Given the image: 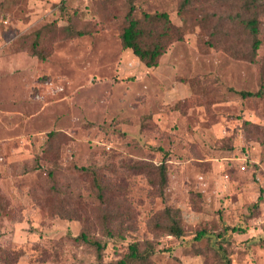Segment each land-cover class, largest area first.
<instances>
[{"label": "rangeland", "instance_id": "374dc122", "mask_svg": "<svg viewBox=\"0 0 264 264\" xmlns=\"http://www.w3.org/2000/svg\"><path fill=\"white\" fill-rule=\"evenodd\" d=\"M259 1L250 13L243 0H194L181 16L180 0H0V255L116 264L149 242L151 264H264ZM130 3L178 30L154 68L121 45ZM238 13L257 19L251 55V41L225 28ZM160 164L163 197L150 168ZM167 208L181 238L163 228ZM81 232L105 245L100 263L74 240Z\"/></svg>", "mask_w": 264, "mask_h": 264}, {"label": "trees", "instance_id": "16d2710c", "mask_svg": "<svg viewBox=\"0 0 264 264\" xmlns=\"http://www.w3.org/2000/svg\"><path fill=\"white\" fill-rule=\"evenodd\" d=\"M243 1V11L250 13H254V10L252 11V9H254L255 7H259V3H261V1L259 0ZM193 2L194 0H180L178 12L181 13V16L184 12L192 8ZM262 7L264 10V2H262ZM209 9L211 8L209 7ZM204 18L205 22H208L210 17L206 16ZM230 27H232L233 30H240L241 35L243 37L246 36L248 42L251 41V46H249V55L253 54L259 45V42L257 40L256 16L252 14L249 18H243L241 13H238L236 17L232 18V21H229L228 26H226L225 28ZM48 28L49 27H47V29ZM177 31V28L173 27L166 13L151 14L144 12L138 16L136 14V8L132 3H130L128 11L125 15L124 25L120 31V41L122 47L125 49H130L132 53L147 68H154L157 66L158 60L166 50V47L173 40H177L180 38ZM42 33V30L37 31L35 33L36 38H40ZM82 34V31H77L75 33L73 32L67 35L73 37L80 36ZM37 43L38 42L35 41V43L31 47V53L37 56L39 59L44 60L47 57V53L45 51H38ZM225 49H227L228 51L231 50L229 47H226V45ZM237 93L242 99L262 96L261 91H257L255 93L240 91ZM133 168L139 171H144L147 167L140 163H135V165H133ZM150 168L155 169L157 172L158 187L160 191L159 194L161 197H163V192L167 185L166 167L164 164H160L156 167L152 166ZM91 174L93 175V184L97 190V193L99 196H101V193L103 191L101 179L95 172L91 171ZM165 212H167L168 216L170 217V223L168 225H165L163 228L168 235L181 238L182 228L180 227L178 220L175 218L169 208H167ZM204 235V232H199L196 235L195 240H199ZM74 240L92 248L95 252V258L97 259V261L99 263L102 261V251L105 249V245L103 243L95 238L89 237L85 232H81L77 237L74 238ZM154 253V248L149 242H145L144 248H142L140 243L133 242L128 245L127 253L116 264H151L150 258L154 255ZM17 257L18 255L13 256V254L11 253L4 252L2 253V255H0V264H16Z\"/></svg>", "mask_w": 264, "mask_h": 264}]
</instances>
